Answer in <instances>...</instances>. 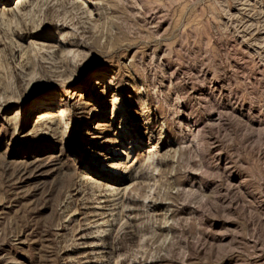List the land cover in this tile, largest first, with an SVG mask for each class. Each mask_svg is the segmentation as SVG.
I'll return each mask as SVG.
<instances>
[{
	"label": "rangeland",
	"instance_id": "1",
	"mask_svg": "<svg viewBox=\"0 0 264 264\" xmlns=\"http://www.w3.org/2000/svg\"><path fill=\"white\" fill-rule=\"evenodd\" d=\"M17 1L0 264H264V0Z\"/></svg>",
	"mask_w": 264,
	"mask_h": 264
},
{
	"label": "bare ground",
	"instance_id": "2",
	"mask_svg": "<svg viewBox=\"0 0 264 264\" xmlns=\"http://www.w3.org/2000/svg\"><path fill=\"white\" fill-rule=\"evenodd\" d=\"M22 0H18L17 1V3L18 2H21ZM66 1V0H65ZM76 1H78V2H82L83 4H86V0H76ZM69 3H71L72 5H74V6H76V7H78V10H80L81 8H80V6H81V3H76V2H71V1H69ZM114 98L116 99V101L118 100V98H117V95H115L114 96ZM64 110H62V112H63ZM47 114V112H40V114H39V116L38 117H44L45 115ZM56 115H59V114H53V116H56ZM63 116H64V114H62ZM151 153H154V151H152ZM155 154H152V156H154ZM131 198V197H130Z\"/></svg>",
	"mask_w": 264,
	"mask_h": 264
}]
</instances>
